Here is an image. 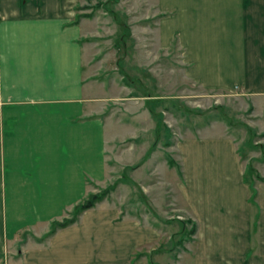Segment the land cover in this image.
Wrapping results in <instances>:
<instances>
[{
    "label": "crops",
    "instance_id": "crops-1",
    "mask_svg": "<svg viewBox=\"0 0 264 264\" xmlns=\"http://www.w3.org/2000/svg\"><path fill=\"white\" fill-rule=\"evenodd\" d=\"M79 3L0 0V264H148L134 258L158 239L137 219H118L120 209L105 201L39 241L93 184H106L110 161L153 171L143 163L144 143L129 161L138 135L108 131L122 124L106 114L103 86L84 76ZM178 18L177 27L170 18L162 24V45L177 37L185 78L238 91L264 118V0H180ZM178 148L180 193L195 223L182 264H264V184L251 201L233 142L189 139ZM20 232L33 241L8 260Z\"/></svg>",
    "mask_w": 264,
    "mask_h": 264
},
{
    "label": "rangeland",
    "instance_id": "rangeland-1",
    "mask_svg": "<svg viewBox=\"0 0 264 264\" xmlns=\"http://www.w3.org/2000/svg\"><path fill=\"white\" fill-rule=\"evenodd\" d=\"M76 11L83 17L84 76L103 86L111 100L106 114L122 124L108 131L118 138L138 135L137 148L139 142L148 148L143 163L149 159L147 170H153L110 161L108 181L93 184L91 193L105 192L99 203L120 209L118 219L135 218L157 231L152 247L141 250L154 264H182L191 257L195 223L180 193L178 147L189 139H230L254 190L264 184V118L238 91L208 90L185 78L177 37L164 47L161 30L168 18L179 26L180 0H80ZM139 154L138 148L129 161ZM21 233L8 260H18L24 242L33 241Z\"/></svg>",
    "mask_w": 264,
    "mask_h": 264
},
{
    "label": "trees",
    "instance_id": "trees-1",
    "mask_svg": "<svg viewBox=\"0 0 264 264\" xmlns=\"http://www.w3.org/2000/svg\"><path fill=\"white\" fill-rule=\"evenodd\" d=\"M79 17L80 16H78V18ZM147 153L144 156V159L143 160H145V158L147 156ZM129 169H133V168L132 167H129ZM247 170H249V168L246 167L245 173H244V181L245 182H247V177H249V171H247ZM247 174H248V176H247ZM260 181L261 182H264V179H262ZM251 191H252L251 201H253L254 190L251 188ZM104 196H105V192H100V193H96V194L90 193L83 201H81L80 203H78V204H76V205H74L72 207L71 212L69 213V217L68 218H65V219L62 218L61 221H53L50 224V227H49L48 232L44 236H42V238L39 239V241H44L47 238L53 236V234H55L56 231L61 230V229H64V228H67L68 226L76 223L77 220H78V217L83 212H85V211H87V210L95 207V205L97 203H99ZM140 256H145L147 258V260H148V264H154L150 260V257L148 255H146V254H143V253L142 254H137L134 259H137Z\"/></svg>",
    "mask_w": 264,
    "mask_h": 264
}]
</instances>
